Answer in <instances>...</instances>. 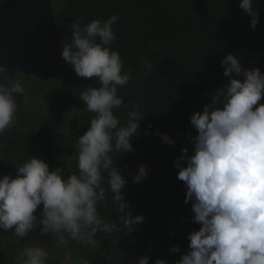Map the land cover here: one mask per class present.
Segmentation results:
<instances>
[{
	"label": "trees",
	"instance_id": "16d2710c",
	"mask_svg": "<svg viewBox=\"0 0 264 264\" xmlns=\"http://www.w3.org/2000/svg\"><path fill=\"white\" fill-rule=\"evenodd\" d=\"M239 3L240 0H61V7L53 11L60 45L70 43L71 24L77 18L84 24L93 19L106 20L111 15L119 17L113 25L116 40L110 47L119 53L122 71L130 73L131 79L118 87L117 94L124 103L113 113L121 125L126 124L127 113L134 110V102L144 114L139 132L130 141L134 151L120 154L113 149L109 153L126 180L121 190L123 201L134 216L142 215L144 220L133 229L126 227L112 193L106 191L105 201L98 204L97 211L105 222L115 223L117 230L97 232L91 243L68 238L69 264H80L81 258L89 264H136L142 256L148 257L149 264H155L157 259L174 264L189 251L187 235L201 225L194 221L192 201L184 202L186 187L177 178L174 160L182 155V148L188 155L193 152L191 138L197 133L190 117L210 104L212 95L229 82L220 63L227 54L237 57L244 69L258 68L264 74V0H256L253 5L259 15L255 29L250 27L251 18ZM145 60L151 63V70L144 67ZM64 66L63 70L49 73L22 74H39L43 80L40 94L51 88L59 90L60 94L49 96L81 112L76 117L79 137L95 115L80 100V91L99 87L100 82L78 77L65 61ZM14 95V123L0 133V178H15L16 168L31 156L47 163L50 171L60 167L65 178L78 172L76 148H57L48 130L37 126L39 114L27 107L25 95ZM259 103H264V97ZM160 134L167 135L174 144L162 142ZM141 165L148 175L134 183L132 177ZM182 166L186 165L182 162ZM103 186L108 188L106 174ZM43 238L50 240L51 247L56 242L51 234L40 235L39 228L23 238L16 237L12 229H0V264H15L25 247L37 246ZM173 246L179 251L170 253ZM53 249L54 246L45 248L49 253L47 264H60V256L51 255Z\"/></svg>",
	"mask_w": 264,
	"mask_h": 264
},
{
	"label": "clouds",
	"instance_id": "9594fccd",
	"mask_svg": "<svg viewBox=\"0 0 264 264\" xmlns=\"http://www.w3.org/2000/svg\"><path fill=\"white\" fill-rule=\"evenodd\" d=\"M255 2L239 3L253 29L259 23ZM118 19L111 15L84 24L79 18L72 22L71 41L61 45L60 55L78 77L100 82L99 87L80 91V100L95 115L75 142L78 172L65 178L60 167L50 171L47 163L31 156L16 168L15 178H0V229L5 232L12 229L16 237L23 238L39 228L40 235L51 234L62 243L68 238L91 243L97 232L117 230L115 223L105 222L97 211L106 191L112 193L126 227L133 229L143 222L144 217L134 216L123 201L126 180L109 155L113 149L120 154L134 151L130 141L144 116L135 102L125 125L113 113L124 103L118 87L131 79L130 73L122 71L119 53L110 47L116 40L113 25ZM143 63L152 69L150 62ZM220 63L229 82L212 95L202 111L191 115L197 133L191 138L193 152L188 155L182 148V155L174 160L177 178L186 187L184 202L192 201L194 221L201 225L187 235L189 251L174 264H264V103H259L264 97V74L258 68L244 69L231 53ZM5 73L0 65V76L7 81L0 83V133L14 123V94L26 98L23 86ZM241 76L243 79L237 78ZM160 135L162 142L174 144L167 135ZM105 174L107 189L103 186ZM147 175L141 165L132 180L140 183ZM178 251L176 246L169 250ZM48 260L49 253L37 245L25 247L15 264H47ZM80 264L89 261L81 258ZM136 264H149V259L142 256ZM155 264L165 261L157 259Z\"/></svg>",
	"mask_w": 264,
	"mask_h": 264
},
{
	"label": "water",
	"instance_id": "95a60500",
	"mask_svg": "<svg viewBox=\"0 0 264 264\" xmlns=\"http://www.w3.org/2000/svg\"><path fill=\"white\" fill-rule=\"evenodd\" d=\"M50 0H0V65L9 78L65 68ZM0 83L7 84L0 76Z\"/></svg>",
	"mask_w": 264,
	"mask_h": 264
},
{
	"label": "rangeland",
	"instance_id": "374dc122",
	"mask_svg": "<svg viewBox=\"0 0 264 264\" xmlns=\"http://www.w3.org/2000/svg\"><path fill=\"white\" fill-rule=\"evenodd\" d=\"M50 2L53 11H56L57 7H61V0H50ZM67 67L70 66L67 65ZM14 79L26 90L27 107L36 110L39 114L37 126L45 127L48 130L52 136L54 145L59 149H65L67 146L75 147V142L78 138L77 125L79 122V119L76 117L81 116V112L71 109L62 99L50 97L53 93L60 94L61 91L59 90L51 88V90L49 89L45 93L40 94L38 91L41 90L40 83L43 80L39 74L26 76L18 73L14 76ZM56 99L59 102L55 101ZM53 239L56 242L53 244L54 249L53 252L51 251V255H59L60 264H69L70 252L67 249V243H62L54 237ZM49 243L50 240L48 238H43L38 245L44 249H50L53 246L51 247Z\"/></svg>",
	"mask_w": 264,
	"mask_h": 264
}]
</instances>
